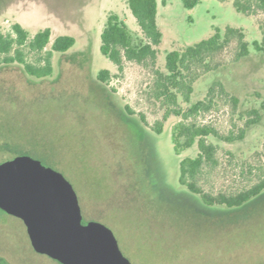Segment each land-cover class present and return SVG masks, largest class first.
Listing matches in <instances>:
<instances>
[{
    "label": "rangeland",
    "instance_id": "rangeland-1",
    "mask_svg": "<svg viewBox=\"0 0 264 264\" xmlns=\"http://www.w3.org/2000/svg\"><path fill=\"white\" fill-rule=\"evenodd\" d=\"M111 12L141 33L127 0H0V30L20 22L32 34L50 27L52 41L60 34L77 40L67 52L54 53L52 75H32L17 62L0 65V161L23 152L62 172L79 196L84 222L109 226L133 264H264V200L237 223L228 216H206L187 207L186 200L167 196L166 188L186 190L180 163L195 156L198 145L176 153V116L165 122L161 134L152 129L163 109L148 93L151 67L127 61L120 71L101 52V33ZM262 22L264 12L246 15L232 0H201L193 8L182 0H158L161 69L168 52L209 37L215 27H242L251 43L250 54L239 61H233L235 41L218 53L224 64L196 82L190 102L203 99L220 79L241 98L240 113L258 108L262 114L243 140H215L222 147V164L209 173L204 187L216 193L264 178V54L253 46L262 39ZM37 58L28 54L29 62L38 63ZM102 69L111 71L107 82L97 78ZM237 117L222 103L200 120L227 132L232 119L244 124ZM224 149L236 154L238 164ZM243 159L255 168L243 167ZM0 256L11 264H61L37 252L25 223L7 212H0Z\"/></svg>",
    "mask_w": 264,
    "mask_h": 264
},
{
    "label": "trees",
    "instance_id": "trees-1",
    "mask_svg": "<svg viewBox=\"0 0 264 264\" xmlns=\"http://www.w3.org/2000/svg\"><path fill=\"white\" fill-rule=\"evenodd\" d=\"M169 0H163L166 4ZM201 0H182L186 8H193ZM237 11L246 15L264 12V0H232ZM128 6L136 18L140 32L136 33L116 12L107 16L101 33V52L109 58L120 71L127 61L137 62L151 67L153 80L149 85V96L159 102L163 109L162 119L152 129L161 134L165 122L176 116L179 120L173 125L172 139L175 151L181 155L186 149L198 145L195 156H186L180 163V183L183 192L167 189V196L173 201L186 200V206L206 216L222 218L228 216L230 221L239 222L246 214L259 207L264 200V178L236 191L218 193L207 190L204 182L209 173L222 164V147L215 140L228 143L243 140L248 128L262 119L258 108H252L247 114L239 112L241 98L230 91L225 83L218 79L208 88L205 97L191 103L196 82L205 74L217 70L224 63L217 59V54L224 51L235 41L237 46L233 61H239L251 52L250 41L242 27L227 26L224 30L215 27L213 33L182 50H172L166 56L164 69L157 67L159 45L163 32L158 23V0H127ZM262 39L253 42L254 48L264 54V23H261ZM76 37L60 34L52 41V29L45 27L31 33L20 22H14L8 31L0 30V65L19 63L25 70L38 77L52 75L53 56L55 52H67L76 44ZM51 43V48L47 49ZM29 53H37L38 63L28 61ZM111 71L102 69L97 78L102 82L110 80ZM187 104L186 106L183 105ZM222 103L232 107L237 120H244L239 125L232 119L227 132L221 131L212 121H201V117L220 110ZM264 106V104H263ZM130 113H135L127 105ZM140 118L146 122L142 113ZM234 118V117H233ZM229 160L238 158L236 154L224 149ZM25 154L23 152L16 155ZM14 155V156H16ZM238 164V161H236ZM243 167L253 168L248 159L241 161ZM241 166V167H242ZM255 168V167H254ZM251 171V169H249ZM242 172L244 170L242 169ZM163 179V178H162ZM0 264H11L0 256Z\"/></svg>",
    "mask_w": 264,
    "mask_h": 264
},
{
    "label": "water",
    "instance_id": "water-1",
    "mask_svg": "<svg viewBox=\"0 0 264 264\" xmlns=\"http://www.w3.org/2000/svg\"><path fill=\"white\" fill-rule=\"evenodd\" d=\"M0 208L23 220L37 252L61 264H133L109 226L84 222L79 196L66 176L31 155L0 163Z\"/></svg>",
    "mask_w": 264,
    "mask_h": 264
},
{
    "label": "flooded vegetation",
    "instance_id": "flooded-vegetation-1",
    "mask_svg": "<svg viewBox=\"0 0 264 264\" xmlns=\"http://www.w3.org/2000/svg\"><path fill=\"white\" fill-rule=\"evenodd\" d=\"M26 154V153H25ZM14 157V156H13ZM11 158V157H10ZM9 159V158H8ZM5 160H7V159H4V160H2V161H0V163H2V162H4ZM0 212H2V213H6V211H4L3 209H1L0 208ZM8 213V212H7ZM21 219V218H20ZM22 220V219H21ZM23 221V220H22Z\"/></svg>",
    "mask_w": 264,
    "mask_h": 264
}]
</instances>
